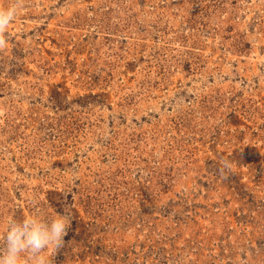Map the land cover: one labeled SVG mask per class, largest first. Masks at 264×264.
Segmentation results:
<instances>
[{
	"label": "rangeland",
	"instance_id": "rangeland-1",
	"mask_svg": "<svg viewBox=\"0 0 264 264\" xmlns=\"http://www.w3.org/2000/svg\"><path fill=\"white\" fill-rule=\"evenodd\" d=\"M20 4L0 234L67 212L51 264H264V0Z\"/></svg>",
	"mask_w": 264,
	"mask_h": 264
},
{
	"label": "clouds",
	"instance_id": "clouds-1",
	"mask_svg": "<svg viewBox=\"0 0 264 264\" xmlns=\"http://www.w3.org/2000/svg\"><path fill=\"white\" fill-rule=\"evenodd\" d=\"M20 0L0 7V48L7 46V29L21 11ZM70 226L67 212L52 218L39 215L12 217L0 234V264H51L49 250L63 246Z\"/></svg>",
	"mask_w": 264,
	"mask_h": 264
}]
</instances>
